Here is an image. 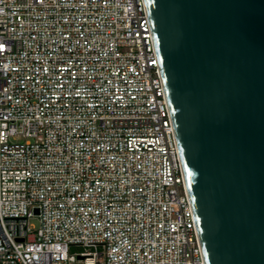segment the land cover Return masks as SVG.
<instances>
[{"label": "built area", "instance_id": "obj_1", "mask_svg": "<svg viewBox=\"0 0 264 264\" xmlns=\"http://www.w3.org/2000/svg\"><path fill=\"white\" fill-rule=\"evenodd\" d=\"M75 262L206 264L147 2L0 0V264Z\"/></svg>", "mask_w": 264, "mask_h": 264}, {"label": "water", "instance_id": "obj_2", "mask_svg": "<svg viewBox=\"0 0 264 264\" xmlns=\"http://www.w3.org/2000/svg\"><path fill=\"white\" fill-rule=\"evenodd\" d=\"M206 264H264V0H146Z\"/></svg>", "mask_w": 264, "mask_h": 264}, {"label": "rangeland", "instance_id": "obj_3", "mask_svg": "<svg viewBox=\"0 0 264 264\" xmlns=\"http://www.w3.org/2000/svg\"><path fill=\"white\" fill-rule=\"evenodd\" d=\"M32 224H34L35 226H37V221H36V220H33V221H32ZM81 251H82V249H79V248H76V247H73V248L71 249V252H72V253H79V252H81ZM71 264H83V263L75 262V263H71Z\"/></svg>", "mask_w": 264, "mask_h": 264}]
</instances>
